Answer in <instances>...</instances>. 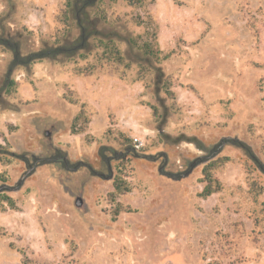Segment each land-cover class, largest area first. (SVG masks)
Listing matches in <instances>:
<instances>
[{
    "label": "rangeland",
    "instance_id": "rangeland-1",
    "mask_svg": "<svg viewBox=\"0 0 264 264\" xmlns=\"http://www.w3.org/2000/svg\"><path fill=\"white\" fill-rule=\"evenodd\" d=\"M85 1L0 0V264H264V0Z\"/></svg>",
    "mask_w": 264,
    "mask_h": 264
},
{
    "label": "trees",
    "instance_id": "trees-1",
    "mask_svg": "<svg viewBox=\"0 0 264 264\" xmlns=\"http://www.w3.org/2000/svg\"><path fill=\"white\" fill-rule=\"evenodd\" d=\"M96 0H88L84 2V7L92 6L95 3ZM130 7H139L140 6V0H128ZM139 25H141V22H139ZM82 29L86 32L87 27L82 26ZM156 42L150 43L146 42L142 46V50L145 52L146 55H149L155 59H159V56L162 54L161 51H159L157 45V39H155ZM95 46L98 49V55H97V62H99L98 66L97 64H90L82 70V74L84 75H91L98 67L102 69L104 65L109 66V69L118 77L120 80H125L127 78L128 72L130 70V65L127 64L126 59L123 56V53L119 46L114 41H105L102 39H98L97 42H95ZM87 44L85 42L80 44H73L71 46H65V47H59L55 50H51L48 52H44L41 54H35L28 58L29 60H34L38 57H41V55H65L67 57H74L80 50L87 49ZM83 57V56H82ZM121 68H124V70H121ZM139 80L145 79V75H141V72L138 74ZM142 77V78H141ZM89 122V119H86L84 112H81L79 116L74 120L72 124V132L74 134H81L84 133L87 129V124ZM79 123H83V125L80 126V128L77 127ZM75 128H78V130H75ZM118 141L123 143L124 145L130 144L132 140L128 139L124 134L119 133L116 137ZM232 160L230 157H222L218 158L217 160H212L209 162L204 169V178L203 182L206 183L205 192L201 194V197L208 198L211 195L218 193L221 191V187L217 180L214 178V173L219 170L220 168L224 167L228 163H230ZM10 163V162H8ZM256 182H253V187L251 188V194H253L254 198L256 200L259 199V197L263 194V188L259 186L257 189L255 187ZM115 189L117 193L112 194L111 196L113 198L117 197V194H125L130 193L131 189L127 186V182L123 178H118L115 181ZM6 186L0 187V211L6 212L7 208H11L13 210H16V206L14 203V200L7 196L5 194V188Z\"/></svg>",
    "mask_w": 264,
    "mask_h": 264
},
{
    "label": "built area",
    "instance_id": "built-area-1",
    "mask_svg": "<svg viewBox=\"0 0 264 264\" xmlns=\"http://www.w3.org/2000/svg\"><path fill=\"white\" fill-rule=\"evenodd\" d=\"M138 143H140V141L139 140H136Z\"/></svg>",
    "mask_w": 264,
    "mask_h": 264
},
{
    "label": "water",
    "instance_id": "water-1",
    "mask_svg": "<svg viewBox=\"0 0 264 264\" xmlns=\"http://www.w3.org/2000/svg\"><path fill=\"white\" fill-rule=\"evenodd\" d=\"M23 182V181H22ZM79 204H80V202H79Z\"/></svg>",
    "mask_w": 264,
    "mask_h": 264
}]
</instances>
